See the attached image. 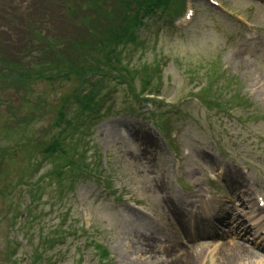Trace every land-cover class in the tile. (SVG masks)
Returning <instances> with one entry per match:
<instances>
[{
    "label": "rangeland",
    "instance_id": "374dc122",
    "mask_svg": "<svg viewBox=\"0 0 264 264\" xmlns=\"http://www.w3.org/2000/svg\"><path fill=\"white\" fill-rule=\"evenodd\" d=\"M66 1L45 12V0H0V264H264V0L143 13L137 41L98 69L109 78L89 96L102 106L86 112L75 73L25 77L23 49L48 62L66 36L86 48L73 61L105 57L94 38L115 6ZM68 97L77 154L55 177L42 146Z\"/></svg>",
    "mask_w": 264,
    "mask_h": 264
},
{
    "label": "trees",
    "instance_id": "16d2710c",
    "mask_svg": "<svg viewBox=\"0 0 264 264\" xmlns=\"http://www.w3.org/2000/svg\"><path fill=\"white\" fill-rule=\"evenodd\" d=\"M162 0H110V3L115 6L116 12L114 15H109L108 16V21H110L112 19V24L111 26L104 25L103 29L100 26L99 29H97V35L94 38V42L98 44L99 47H102L104 49L105 52V57H99L98 55H95V59L92 60V63H94L95 61L97 62V66H93L91 67V71H89L88 73L85 74H79V73H83L86 69V67H89L90 63L89 60H87L90 64L89 65H83L81 64V62L79 60L77 61H73V53L78 52V51H83L86 49L84 46V41H76V42H71L70 41V37H64V42L62 45L59 44V47L56 46V48L53 49H49L50 50V54H47L46 51H48V48H37V50L41 51V53L44 54L46 53V56L48 58H53V60L45 62V60H41L42 58H39L38 60L34 59V57L32 56V53L36 50L33 49L32 45L30 50H26L29 48H24L22 55H25L27 53L30 52V57H29V62L30 63V71H28V75H26L25 77H29V80H33V79H40V80H50L52 77H64L66 75H69L71 73H75V77L77 78L76 82H80L83 81L82 84H80L82 87L81 92L79 93V96L77 94L73 95V98L76 99L79 103V108H80V112H86V110L92 109L96 104L97 101L94 100V97L89 96L91 88L93 83L97 82L98 80L103 79L102 77H107L109 76L108 74H106L105 76H99L96 75L95 73L97 72L96 70L101 69L100 66H103V64L105 62H109L111 64L115 63L113 61H116L118 56L114 55V48L118 47L119 45H121L125 40H129L130 42H132L135 39V33H133V25L132 24H136L141 23V18L143 16V12L145 10H150L151 8H153V6L157 5L159 2H161ZM104 2V0H103ZM49 3V5L47 4ZM66 0H45V4L46 7L42 8L44 9L43 11L45 12H50L54 11L56 7H60V8H65L66 7ZM101 4V3H100ZM103 4V3H102ZM49 6V7H48ZM41 9V8H40ZM67 9V8H65ZM56 15V14H55ZM57 18H60L61 16L58 15L57 13ZM51 19L54 17V15L50 16ZM48 16V18H50ZM61 20L63 21V19L61 18ZM65 24V23H64ZM46 31L48 33L51 32V30L49 28H45ZM115 30V32H114ZM65 32H67V29L65 30ZM48 35H52V34H48ZM49 38V36H47ZM29 38L25 37L22 40H24L25 44H29L28 41ZM8 41V39H6ZM54 39L49 40L52 41ZM1 42V41H0ZM1 45H5L1 44ZM7 45V44H6ZM66 47V48H65ZM84 48L83 50H80ZM107 48V50H106ZM60 54V55H59ZM70 54L72 55V61H71V65L67 66V69H61L58 72H55L54 68V64H58L59 59L60 61H66L68 62ZM0 55H3L0 52ZM79 58H86L88 55L83 56V54H78ZM42 56V55H41ZM40 56V57H41ZM113 57L112 59H109ZM24 58V57H23ZM58 58V61H55ZM88 59L90 57H87ZM34 59V60H33ZM66 59V60H65ZM41 60V61H40ZM117 63V61H116ZM83 66H86L83 68ZM77 67H80L82 69V71H77ZM125 71L126 68L125 66L122 67ZM94 69V70H92ZM93 73V75H89V77H87V74ZM122 71H121V75H122ZM95 80H94V79ZM89 89V90H88ZM74 94V93H73ZM70 97L67 98L66 101V105L65 106H61L60 110L57 112L56 118L54 120L53 126L57 129L55 130L53 136L48 140V142H46L42 147L45 146L44 148V153L47 155V157H49L50 160H53L55 163H57V167H56V173L54 174L55 177H59L61 176V173H63V171H67L68 169H74V165H75V159H72L71 157V152L68 151L66 144L64 143H60L59 140L64 141V137L65 134L68 133L69 129H73L74 127V121H72V119L70 117H65L66 112L64 111L67 106H70L69 99ZM71 151V149H69ZM75 155L77 154L76 150H72ZM61 161V162H59ZM88 166H84L83 169H87Z\"/></svg>",
    "mask_w": 264,
    "mask_h": 264
},
{
    "label": "bare ground",
    "instance_id": "6f19581e",
    "mask_svg": "<svg viewBox=\"0 0 264 264\" xmlns=\"http://www.w3.org/2000/svg\"><path fill=\"white\" fill-rule=\"evenodd\" d=\"M241 194H243V193L240 192L239 194H236L237 197H235V200L238 201V202H240V203H242V205H243V204L245 205L246 202H245V201L243 202V196H241ZM133 232L136 233L135 230H133ZM232 245H236V246H238L239 244H238V243H230V244H229V246H232ZM231 253H232V252H231ZM232 256H233V254H231V257H232ZM228 263H229V264H232L231 259H230V261L227 262V264H228Z\"/></svg>",
    "mask_w": 264,
    "mask_h": 264
}]
</instances>
